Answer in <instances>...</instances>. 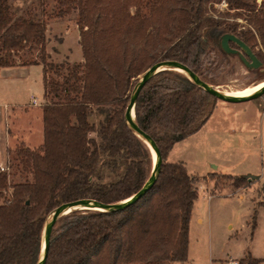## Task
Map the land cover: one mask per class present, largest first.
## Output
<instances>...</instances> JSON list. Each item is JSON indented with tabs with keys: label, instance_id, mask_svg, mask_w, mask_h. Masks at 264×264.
Instances as JSON below:
<instances>
[{
	"label": "trees",
	"instance_id": "1",
	"mask_svg": "<svg viewBox=\"0 0 264 264\" xmlns=\"http://www.w3.org/2000/svg\"><path fill=\"white\" fill-rule=\"evenodd\" d=\"M221 1L236 11L232 15L247 12L241 15L252 30L238 31L225 19L231 15L227 12L210 13ZM260 2L57 0V16L77 9L83 61L66 66L47 60L45 22L32 11L13 17L9 0H0V68L14 65L20 51L36 48L46 99L42 144L16 149L22 169L32 179L11 183V173L0 171V264L38 262L44 221L57 204L80 197L113 203L141 188L151 173L152 153L124 121L138 77L163 59L180 60L202 75L199 66L208 47L224 57L229 54L219 47L225 32L237 35L251 50L257 35L264 44V0ZM256 56L262 61L261 54ZM47 70L56 77L48 78ZM216 100L181 71L161 69L152 75L136 98L134 116L162 153L156 181L126 209L64 214L53 226L45 264L185 262L198 191L183 162L167 161V152L208 120ZM94 106L105 113L98 127L88 120ZM91 132L96 138L88 136ZM116 162L124 164L122 172L103 180L102 165L112 167ZM222 175L237 188L250 180ZM235 262L262 264L264 258L247 254Z\"/></svg>",
	"mask_w": 264,
	"mask_h": 264
},
{
	"label": "rangeland",
	"instance_id": "2",
	"mask_svg": "<svg viewBox=\"0 0 264 264\" xmlns=\"http://www.w3.org/2000/svg\"><path fill=\"white\" fill-rule=\"evenodd\" d=\"M260 1L256 0L258 5ZM9 5L13 17L32 11L38 20L45 22L48 61L66 66L83 61L79 49L76 8L64 16H57L60 9L57 0H9ZM214 6L215 12L210 13L231 14L225 16V19L235 23L238 31L252 30V25L243 18L247 12L241 11L240 15H232L236 11L227 9V3L224 1ZM242 13L244 14L241 15ZM232 46L236 45L232 43ZM252 51L261 54L263 59L258 68L249 69L236 54L229 53L224 57L218 49L208 47L207 54L202 57L199 66L202 73L199 74L200 78L223 92L242 93L257 88L264 81V44L259 35L256 36ZM39 56L36 48H26L14 57L15 64L25 65L36 60L41 65ZM64 72L62 69L61 73ZM46 73L48 78L56 77L50 70ZM3 74L11 81L13 103L24 104V107L28 108L31 105L28 103L30 95L34 93L37 97L40 96L42 81L37 66L21 73H10L8 76ZM38 102V105L42 106L46 99L43 97ZM216 102L208 120L192 136L174 143L169 151L170 161L178 157L191 159L187 170L193 176L198 191L188 234L189 261L192 264H232V261H238L247 254L263 259L264 124L259 121L258 115L264 110V96L242 102L237 106L239 108L233 107L230 102ZM252 103L255 109L246 112L249 119L238 124L230 122L231 116L241 118L244 114L243 107L247 108ZM104 116L105 113L94 106L88 120L98 127ZM88 136L96 138V133H88ZM19 146L20 144H17L9 153L3 165L11 173V183L32 179L31 173L22 169L16 155ZM214 163L218 165V169L212 166ZM123 167L122 162H116L112 167L102 165L103 180L114 179L122 172ZM208 170L212 172L206 175ZM222 174L246 176L250 180L248 185L237 188L230 177ZM208 196L210 197L207 198ZM197 216L203 221H196Z\"/></svg>",
	"mask_w": 264,
	"mask_h": 264
},
{
	"label": "water",
	"instance_id": "3",
	"mask_svg": "<svg viewBox=\"0 0 264 264\" xmlns=\"http://www.w3.org/2000/svg\"><path fill=\"white\" fill-rule=\"evenodd\" d=\"M230 42H233L238 49L231 47L229 45ZM219 47L223 52L236 54L239 57L240 61L246 66V68L254 69V68H258V66L261 65V61L256 57L254 52L251 51V48L237 35L225 32L224 34L221 35ZM168 65H179L183 67L185 70L189 71L193 75V79L188 77L191 81L193 80L198 86L204 89L207 93L212 94L217 100L220 101L242 103L246 101H252L256 98H259V96H264V89L260 90L258 93L248 96H242V97H233L228 95L227 93L225 94L222 91L218 90L215 86H212L206 83L205 81H203V79L200 78V75L197 72V70L191 68L184 62L177 59L175 60L163 59L149 66L146 70H144L143 74L138 77L136 83L132 87L133 89L130 93L129 99L127 101V106L124 111V121H126V123L129 125L131 130L138 137H140L139 135H141L142 137H146L150 141L156 153V160L155 162H152V168L149 177L145 180V182L137 192L130 195L129 198H126L124 200L113 201V203H107L98 199H93L89 197H80L78 199L63 201V203L54 206L49 211L44 221L45 224L42 232L43 244L39 253L40 255L39 260L36 264L46 263L48 257L47 253L51 240L50 236L53 226L55 225L56 221L59 218H61L62 216H64V214H66L65 210L67 208L91 207L94 208V210H103V211L123 210L130 207L132 204H134V202H136L140 197H142L146 193V191L152 187V184L156 181L160 173L159 169L162 162V153H160L159 148L153 137H151L148 132L143 130L135 120L134 103L136 101V98L140 90L143 88V84L152 75L159 72V70L161 69L171 70L168 68Z\"/></svg>",
	"mask_w": 264,
	"mask_h": 264
},
{
	"label": "crops",
	"instance_id": "4",
	"mask_svg": "<svg viewBox=\"0 0 264 264\" xmlns=\"http://www.w3.org/2000/svg\"><path fill=\"white\" fill-rule=\"evenodd\" d=\"M35 66L38 67L40 79L43 82L42 65L40 64H27V65L14 64V65H10L9 67L0 68V165L1 166L5 165L9 153L13 149H15L17 144L26 145L28 148L30 147L34 149L35 147L38 148L43 142L42 106H39L37 104H32L31 95H30V101H28V103H30L31 105L28 108L24 107V104L13 103L12 101L13 91H11L12 90L11 81H9V79L3 74L6 73V75L8 76L10 75V73L13 74L21 73L27 70L28 68H34ZM43 94H44L43 84H41L40 96L39 97L36 96L37 100L41 101L43 99ZM230 103L233 104L232 106L235 108H239L237 106L241 105L240 103H232V102ZM226 106L223 105V107ZM253 108L255 109L253 103L250 104V106H248L247 108L243 107L242 110L244 111V114L241 115L242 117L240 118L239 116L236 117L231 116L229 118L230 122L232 121V123L234 124L243 123L244 120L249 119L248 118L249 114H246V112H248L247 110H251V109L253 110ZM258 117H260L259 121L262 122V124H264L263 112L259 114ZM192 135L193 134L189 135L188 137ZM169 151L167 152L168 153L166 158L167 161L169 162L182 161L185 166V169H187V165L188 163L191 162V159L178 157V158H172V160L170 161L169 159L171 158L170 157L171 155ZM212 166L218 169V165L216 163H214ZM211 172H209L208 170V172H206V175ZM189 175L191 174L189 173ZM209 197L210 196H208L207 198ZM191 220L189 223L188 234L190 232L192 225ZM196 221L202 222L203 219L197 216ZM187 251H188V247H187ZM189 257H190V253L188 251V257L185 262H181V263L172 262L171 264H192L191 261H189L190 260ZM232 264H234V261H232Z\"/></svg>",
	"mask_w": 264,
	"mask_h": 264
},
{
	"label": "bare ground",
	"instance_id": "5",
	"mask_svg": "<svg viewBox=\"0 0 264 264\" xmlns=\"http://www.w3.org/2000/svg\"><path fill=\"white\" fill-rule=\"evenodd\" d=\"M168 68L171 69V70H175V71L176 70L181 71L187 77L193 79V75L189 71L185 70L183 67H181L179 65H168ZM263 89H264V81H262V84L258 85L257 88H255L253 90H250V91H246V92H242V93H237V92H223V91L222 92L225 93V94L227 93L228 95L233 96V97H242V96H248V95H252V94L258 93L260 90H263ZM139 136L142 138L143 142H145L147 144V146L149 147L150 151L153 153V156H152L153 157V162H155V160H156V153H155L154 148L151 145L150 141L146 137H142L141 135H139ZM80 209H90V210H94V208H91V207H80V208L71 207V208H67L65 210V212L66 213H69L71 211L80 210Z\"/></svg>",
	"mask_w": 264,
	"mask_h": 264
},
{
	"label": "built area",
	"instance_id": "6",
	"mask_svg": "<svg viewBox=\"0 0 264 264\" xmlns=\"http://www.w3.org/2000/svg\"><path fill=\"white\" fill-rule=\"evenodd\" d=\"M31 103L37 104V105L39 104L37 97H36V95H34V93L31 94ZM263 112H264V110H263ZM3 170H6L5 167L0 165V171H3ZM234 264H236L235 261H234Z\"/></svg>",
	"mask_w": 264,
	"mask_h": 264
},
{
	"label": "flooded vegetation",
	"instance_id": "7",
	"mask_svg": "<svg viewBox=\"0 0 264 264\" xmlns=\"http://www.w3.org/2000/svg\"><path fill=\"white\" fill-rule=\"evenodd\" d=\"M232 43H233V42H230V43H229V45H230L231 47H233V46H232ZM233 44H234V43H233ZM233 48L238 49L237 46H235V47H233ZM251 51H252V50H251ZM254 54H255V53H254ZM255 55H256V54H255ZM256 57H257V56H256Z\"/></svg>",
	"mask_w": 264,
	"mask_h": 264
}]
</instances>
